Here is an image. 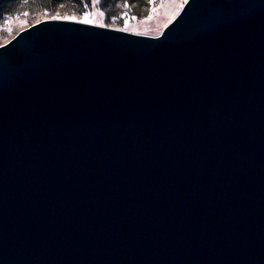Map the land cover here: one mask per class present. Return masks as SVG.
<instances>
[{"label": "water", "instance_id": "1", "mask_svg": "<svg viewBox=\"0 0 264 264\" xmlns=\"http://www.w3.org/2000/svg\"><path fill=\"white\" fill-rule=\"evenodd\" d=\"M0 264H264V0L1 44Z\"/></svg>", "mask_w": 264, "mask_h": 264}, {"label": "rangeland", "instance_id": "2", "mask_svg": "<svg viewBox=\"0 0 264 264\" xmlns=\"http://www.w3.org/2000/svg\"><path fill=\"white\" fill-rule=\"evenodd\" d=\"M185 0H113L108 6L92 0L87 7L60 4L54 11L33 8L17 11L0 20V45L21 29L42 19L56 16L123 29L133 33L157 35L180 10Z\"/></svg>", "mask_w": 264, "mask_h": 264}, {"label": "trees", "instance_id": "3", "mask_svg": "<svg viewBox=\"0 0 264 264\" xmlns=\"http://www.w3.org/2000/svg\"><path fill=\"white\" fill-rule=\"evenodd\" d=\"M112 1L102 0V4L108 6ZM69 3L77 5L78 7H87L92 4V0H0V20L24 9L39 8L41 10L54 11L58 5Z\"/></svg>", "mask_w": 264, "mask_h": 264}, {"label": "snow or ice", "instance_id": "4", "mask_svg": "<svg viewBox=\"0 0 264 264\" xmlns=\"http://www.w3.org/2000/svg\"><path fill=\"white\" fill-rule=\"evenodd\" d=\"M181 7H183V4L181 5ZM53 19H74V17H60V16H56V17H52ZM86 22H90V21H86Z\"/></svg>", "mask_w": 264, "mask_h": 264}]
</instances>
